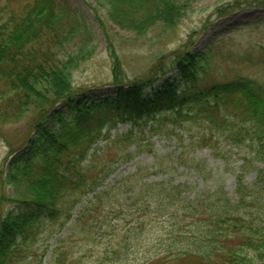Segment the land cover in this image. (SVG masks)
I'll list each match as a JSON object with an SVG mask.
<instances>
[{"label":"trees","instance_id":"16d2710c","mask_svg":"<svg viewBox=\"0 0 264 264\" xmlns=\"http://www.w3.org/2000/svg\"><path fill=\"white\" fill-rule=\"evenodd\" d=\"M193 1L105 0L104 6L114 25L133 32L140 39L147 36L155 24L176 26L191 10ZM243 1L218 3L216 10L224 13L225 8L241 5ZM98 21L106 30L103 20L98 18ZM97 45L92 27L62 0H34L20 16L13 15L0 25V83L3 88L0 91V118L12 120L31 110V129L41 133L38 142H26L32 146V152L17 161L6 178H2L3 182L14 187V197L10 200L19 214L17 218L9 215L0 219V264H36L35 241L43 226L36 219H48L52 235L55 226L61 230L73 219L77 207L80 210L69 227L68 235L59 239L53 264H65L69 259H76L75 247H71V240L76 235L90 237L92 240L88 242L95 245L100 243L99 240L106 238L105 233L100 234L104 226L113 230L109 244L115 241L111 247L107 245L104 255H108L111 249L117 253L122 251L126 258L131 252L144 253L140 248L145 247L144 236L153 237L149 234L153 229L152 224L149 227L143 225L141 222L145 219L140 218L135 220L137 225L122 232L121 227H114L119 217L114 216L113 212L123 207L125 201L138 206L147 215H151L154 209L159 217H163L167 211V200L175 195L181 206L176 211L172 208L175 213L170 218L172 228L177 223L183 225L192 219L181 215V211L189 215V210H186L185 198L179 188L166 186L163 182H148L140 170L136 175L109 185L108 190H98L115 171L113 163L120 160L119 157L110 160L97 154V150L88 159L93 145L101 137L109 138L113 144L106 150L122 148L125 151L132 144L142 145L143 137L153 131L154 135L178 138L182 146L193 150L210 148L216 155L222 153L221 144L239 148L250 139V146L255 147V159L264 163V78L242 72L230 75L231 68L219 71L222 77L214 76L218 71L212 63L217 55L214 49L195 56L185 46L181 51L178 49L168 56L158 57L151 71L163 74L173 67L181 73V83L169 80L161 89H155L153 97L144 99L145 92L155 80L147 77L120 78L121 60L110 40L108 48L114 60V84L119 87L115 96L96 100L93 112L82 109L80 105L71 107L70 113L59 120V134L47 129L45 121L56 106L64 100L72 102L75 92L73 75L94 56ZM237 57L240 64L264 66V44L256 43L237 54ZM151 120L155 121L156 126L150 124ZM120 123H131L133 128L111 139L110 130ZM167 123L171 125L168 127ZM149 125L151 130L148 129ZM106 126L107 136L103 134ZM137 126L140 135L133 132ZM186 135L191 138L188 144H184ZM38 143L43 146L41 149ZM104 153L105 150L102 155ZM244 163L246 167L249 161L246 159ZM260 172L263 173V170ZM132 178L139 179L140 183H130L133 186L128 188L126 181ZM237 189L238 199L235 202L225 198L220 204L213 203L208 207L212 212L216 209L215 220L229 224L234 220L235 236L242 235L249 247L246 251H252L256 258L264 261V224L254 232L252 225L247 227L244 216L238 215L240 211L234 212L229 208L232 203L236 207L244 204L254 190L250 191V187L243 186L241 182ZM245 189L250 192L244 194L242 191ZM91 194L92 198L88 199L87 195ZM205 201L207 198H196L190 204L198 209L197 203ZM200 205L202 209L205 207L204 203ZM123 218L127 223L133 221L127 216ZM103 222L106 225L103 226ZM188 229L191 230L190 227ZM17 238L20 240L15 244ZM69 240L70 244L66 245ZM164 242H167L166 239L160 241ZM170 244L169 253L178 251L175 242L166 245ZM223 244L226 247H222L219 253L225 255H219L225 256V264L246 263V252L234 251L230 245ZM164 251L156 255L160 257ZM180 251L182 255L186 254V250ZM192 251L191 254L195 252ZM31 255L33 258L29 259ZM207 264H213V260H207Z\"/></svg>","mask_w":264,"mask_h":264},{"label":"rangeland","instance_id":"374dc122","mask_svg":"<svg viewBox=\"0 0 264 264\" xmlns=\"http://www.w3.org/2000/svg\"><path fill=\"white\" fill-rule=\"evenodd\" d=\"M33 1L0 0V25L13 15L15 17L20 16ZM62 1L76 10L80 17L85 19L92 27L98 45L94 56L83 63L73 75L75 92L72 102L70 103V100L60 102L45 121V127L53 133H57L61 129L59 120L62 116L70 113L71 107L76 108L80 105L82 109L93 112V105L96 100H104L115 96L119 87L114 84V60L108 48L110 40L114 43L121 60L120 78H124V76L131 78L147 77L155 80L153 85L145 92L144 99L153 97L155 89H161L169 80L181 83V73L173 67L163 74L162 72L154 74L151 67L156 64L158 57L168 56V54L178 49L181 51L185 49V46L195 56L214 49L217 55L212 63L215 69L218 70L214 75L216 77H219L221 71L223 72V68H231L228 73L230 75L242 72L252 77L264 78V66L240 64L237 57V54L246 51L256 43L264 44V3H261L262 0H245L241 5L225 8L224 13L217 12L216 6L218 3L229 0H194L190 4L191 10L180 19L176 26L165 27L166 25L163 23L155 24L148 35L140 39V36L131 31L120 29L112 23L104 6L105 0ZM98 18L103 20L106 30L102 29ZM1 90L3 88L0 83ZM32 117L33 112L28 110L19 118L16 117L12 120L0 118L1 220L9 215L17 218V214H19V210L13 208L14 202L10 200L14 197V187L3 182L2 178H6L17 161L24 159L27 153L32 152V146L27 143L30 140L38 142L41 133L38 134L37 131L34 132V129H31L30 121ZM154 122L151 120L150 124L156 126ZM167 125L169 127L171 123H167ZM132 128L131 123H120L116 128L110 130V138L114 139L118 135L127 133ZM148 129L151 130L150 125ZM107 131L108 126L103 129L105 136H107ZM133 132L140 135L139 127H135ZM152 132H148L143 137L142 145L132 144L125 151L122 148L106 150L107 147L113 146L107 137H101L97 144L93 145L88 159L96 150L97 154L110 160L120 158L119 161L113 163L115 171L106 180L105 185L98 190H108L109 185H114L117 181L130 175H136V172L140 170L148 182H163L166 186L179 188L182 191V197L185 198L186 210H189H187L189 215L182 211L181 215L192 219L186 221L183 225L177 223V226L172 228L170 218L175 215L174 209L176 211L181 206L177 203L178 197L175 195L167 200V216L163 217H159L154 209L151 210V215H147L140 211L138 206L136 207L125 201L123 207L113 212L114 216L119 217V219H116L117 225H114V227H121L119 229H122V232L125 228L137 225L138 223L135 220L140 218L145 219L141 222L143 225L152 224L153 229L149 234L153 237L144 236V240H146L145 247L140 248L145 252H131L126 258L122 251L119 250V253H117L114 249H109L111 252L104 255L103 251L108 246L111 247L115 241L113 240L109 244L110 233L113 230H108V227L104 226L106 222H103L104 227L100 228V234L105 233L106 238L103 240L98 239L101 242L95 245L88 242L92 240L90 237L76 235L71 240V247L72 245L75 247L76 259H69L65 264H132V262H135V264H207L209 259L213 260V264H225V256L219 255L222 254L219 253L221 248L226 247L223 243L230 245L234 251L246 252L245 264H264V261L256 258L252 251H246L249 247L247 246V240L242 235L235 236L233 228L236 222L231 220L232 223L229 224L215 220L216 214L214 212L216 209L214 208L212 212L208 207L213 203L220 204L225 198H230L235 202L238 199L237 188H239L241 182L243 186L250 187V191H254L247 196L244 204L236 207L232 203L229 208L234 212L240 211L238 215L244 216V220L248 222L247 227L249 228L252 225L254 232L263 227L264 163L255 159V147L250 146L251 140H246V143L239 148L224 147V144H221V147H223L222 153L216 155L210 148H196L193 150L191 147L182 146L177 140L178 138L169 139L167 136L154 135ZM190 140V136L186 135L184 144H188ZM38 144L41 149L43 146L40 143ZM103 150L106 153L104 155H102ZM246 159L249 163L244 167ZM260 170H263V173ZM126 182L129 183L128 188L133 186L130 183H140L139 179L136 178ZM250 191L242 192L247 194L246 192ZM93 194L87 195L88 199H91ZM196 198H207V201L201 202L205 205L203 209L201 203H197L198 209L190 204L191 200ZM79 210L80 207H77L73 219L61 230L58 226H55L52 235H50L51 225L48 219L44 217L36 219L37 222L43 225L35 241L37 251L34 252V255L38 258V261L35 260L36 264H53L52 260L59 239L68 235L69 227L77 217ZM125 216L133 221H129L130 223L125 222L123 220ZM0 236H2V232H0ZM215 237L217 238L213 239ZM165 239L167 242L160 243L161 240ZM19 240L20 238H17L15 244ZM169 242H175L176 247L179 248L178 251L174 250V253L177 252V254L173 253L175 255L173 257V254L169 253L171 252L169 248L171 244L166 245ZM69 244L70 240L66 245ZM189 249L195 250V252L191 254L193 251L188 252ZM131 250H134V248H131ZM161 250L165 251L158 257L156 254ZM180 250H186V254L182 255ZM201 253L204 255H199ZM32 258L31 255L29 259Z\"/></svg>","mask_w":264,"mask_h":264}]
</instances>
